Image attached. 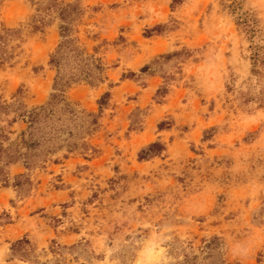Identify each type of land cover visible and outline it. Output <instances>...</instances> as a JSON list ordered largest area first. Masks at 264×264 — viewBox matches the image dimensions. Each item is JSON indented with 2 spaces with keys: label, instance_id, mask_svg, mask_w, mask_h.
<instances>
[{
  "label": "rangeland",
  "instance_id": "obj_1",
  "mask_svg": "<svg viewBox=\"0 0 264 264\" xmlns=\"http://www.w3.org/2000/svg\"><path fill=\"white\" fill-rule=\"evenodd\" d=\"M64 1L105 64L66 91L98 114L94 150L3 168L0 264H264V0ZM35 12L0 0L23 40L0 100L28 107L50 98L61 39ZM151 142L164 150L140 158Z\"/></svg>",
  "mask_w": 264,
  "mask_h": 264
},
{
  "label": "trees",
  "instance_id": "obj_2",
  "mask_svg": "<svg viewBox=\"0 0 264 264\" xmlns=\"http://www.w3.org/2000/svg\"><path fill=\"white\" fill-rule=\"evenodd\" d=\"M35 6L32 16L33 29L58 20L60 41L49 55L48 65L55 72L53 90L47 102L41 105L26 106L23 102L0 100V181L6 182L5 166L20 163L28 170L34 166L43 167L48 161L64 150L69 153L82 150H94L89 138L98 125V114L78 108L69 101L66 91L73 84L84 81L92 85L105 78V64L96 56L97 48L89 53L78 36L82 21V9L78 3L64 0H29ZM176 1V0H173ZM18 31L0 27V64H10L18 55L23 41ZM19 49V51H16ZM145 66L141 68L143 70ZM109 92L103 93L97 100L98 108L106 103ZM22 125L19 131L12 128ZM15 135L11 138V135ZM164 150V145L151 142L140 153V158ZM25 173L15 175L23 177Z\"/></svg>",
  "mask_w": 264,
  "mask_h": 264
},
{
  "label": "clouds",
  "instance_id": "obj_3",
  "mask_svg": "<svg viewBox=\"0 0 264 264\" xmlns=\"http://www.w3.org/2000/svg\"><path fill=\"white\" fill-rule=\"evenodd\" d=\"M155 255L157 256V264H162L161 257L163 255V253L159 252V253H156ZM138 264H143V262L141 260H138Z\"/></svg>",
  "mask_w": 264,
  "mask_h": 264
}]
</instances>
